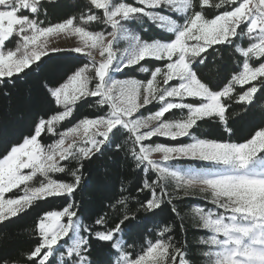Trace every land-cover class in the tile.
Returning <instances> with one entry per match:
<instances>
[{
    "label": "snow or ice",
    "instance_id": "snow-or-ice-1",
    "mask_svg": "<svg viewBox=\"0 0 264 264\" xmlns=\"http://www.w3.org/2000/svg\"><path fill=\"white\" fill-rule=\"evenodd\" d=\"M226 4H231L230 9L220 11ZM85 7L79 17L42 26L44 21L36 18L41 0H0V96L8 99L29 86L43 94L47 105L43 112L26 109L21 115L22 131L3 142L0 224L26 215L39 206L36 202L48 198L64 201L59 210L38 214V239L26 255V264H57V259L58 264H194L183 222L182 241L174 242L172 228L163 226L157 239L141 248V254L133 257L129 251L144 239L150 231L148 223H155L164 207L180 215L176 197L168 192V178L175 181L177 193L183 191L188 197L193 195L191 190L198 189L213 206H191L195 208L193 230L205 233L199 244L214 249L203 252L208 264H264V119L242 142L196 135L201 123L215 120L216 127H223L231 136L230 101L247 114L264 97V0H219L215 4L211 0H87ZM209 8L217 9V14L208 17ZM95 10L102 11L98 14ZM24 11L31 16L22 14ZM145 21L160 22L155 23L161 30L158 38L145 40L130 31L131 25L138 24L147 33L150 29ZM94 22L104 30L84 26ZM165 29L171 35L164 34ZM118 33L128 41L126 55L114 51ZM61 34L79 37L81 46L67 49L78 55L52 77L47 67L51 53L65 49L49 48L48 38ZM245 39L247 46H243ZM14 41L13 50L10 45ZM228 49L244 58L243 70L222 86L227 77L213 80L204 70L216 54ZM94 52L101 59L97 60ZM253 58L257 66L250 64ZM148 62L163 66L150 68ZM128 71L150 73V78L146 85L133 78H115ZM172 81L178 83L170 84ZM251 81H257L258 86L233 95L234 84ZM89 98H95L89 106L99 111L58 132V123L73 115L78 102ZM154 102L158 107L151 111L148 106ZM172 110H186L187 115L167 121L165 115ZM81 128V142L73 139L65 146ZM53 136L59 138L43 142ZM157 136L173 141L187 137L191 142H149ZM129 141L131 147L125 150ZM121 152L138 174V183L129 191L147 192L137 200L146 215L128 213L123 182L119 203L126 210L122 217L110 223L100 214L86 215L84 201L75 199L84 188L86 163ZM153 153H160L164 162L187 158L206 162L209 167L176 169L153 159ZM52 173H66L71 180L52 179ZM37 174L44 180L30 187L28 182ZM20 185L25 186L22 195L4 198ZM0 264L9 262L0 260Z\"/></svg>",
    "mask_w": 264,
    "mask_h": 264
},
{
    "label": "trees",
    "instance_id": "trees-1",
    "mask_svg": "<svg viewBox=\"0 0 264 264\" xmlns=\"http://www.w3.org/2000/svg\"><path fill=\"white\" fill-rule=\"evenodd\" d=\"M124 2V0H120ZM213 4L219 3V0H211ZM42 8L40 15L36 17L38 20L44 21L46 26L49 23L61 22L69 17L79 15L85 12L87 0H41ZM231 4H226L220 11L230 9ZM98 14L102 10H95ZM217 9L209 8L206 12L208 17H212L217 14ZM22 14L30 15L27 11ZM77 23V21H74ZM145 26L149 27L147 33H143L140 30L138 24L130 26V30L134 34L142 35V38L148 40L150 37L158 38L161 35V30L154 24H149L145 21ZM87 30H104V26L100 28L96 27L95 22L90 25H84ZM106 30L110 31V27ZM164 34H168L164 31ZM254 41V40H253ZM252 41V42H253ZM249 41L245 39L244 45L247 46ZM14 45L10 47L14 50ZM78 54L71 53L69 51H62L58 53H51V59L48 61L49 75L57 77L65 68L73 63V57ZM243 57L239 54H234L231 49L218 53L213 58L214 62L210 61L208 69L204 70V74L210 76L213 80L227 77L223 81L222 86H226L233 75H238L242 70ZM87 62V58H84ZM253 66H257L256 62H252ZM150 68L154 66H163L162 63L157 62L153 65L148 62L147 65ZM221 69L223 71H221ZM133 78L141 82H146L150 78V73H143L140 71H128L123 76L117 75L116 78L124 79ZM257 85L258 82L244 85L235 86L233 95H238L242 90H247L248 87ZM95 98H89L88 102H78L73 115L70 118H66L65 121L59 122L57 125V131L62 132L70 127H73L76 122L84 117H92L99 110L95 107H90L89 104L94 101ZM231 104V116L230 123L232 127V135L225 133L223 127H216L217 121L213 120L209 123H201L199 129L196 130V135L200 138L219 139L225 140L231 139L233 142H242L244 138L248 137L258 123L264 119V97H261L256 106L251 112L245 113V109L241 108L234 101H230ZM26 109L32 111H41L47 109V105L43 99V94L38 92L34 87L25 86L21 88L18 93L13 94L12 97L5 99L0 96V151H2L4 141L12 140L13 137L17 136L23 129L21 122V115ZM151 111H155L156 107L152 106L148 108ZM62 110V109H61ZM147 113V112H146ZM53 113H49L51 115ZM177 111L171 112L165 115V119L170 117H176ZM176 119V118H172ZM58 136H53L51 139L43 141L44 143H51ZM189 138H184L176 141H168L158 138H153L151 143H162L166 145H173L178 143H189ZM131 147V141L125 146V150ZM75 163V162H73ZM181 165H196L200 163L195 161H181ZM52 179L58 181H70L71 177L66 173H52L49 174ZM151 175V174H150ZM44 180L42 177L33 179L28 185L39 186V182ZM123 182V195L128 196L126 208L128 213L135 214L138 217L146 215L142 210H139V204L137 200H142L147 192L136 193L135 191H129L133 189L138 183V174L129 167V162L124 158L123 152L113 155L107 153L100 159H94L91 163H86L83 169L82 184L84 185L83 191L78 192L75 199L77 202L83 200V212L86 215L95 217L97 214L104 216L111 223L117 218L122 217L125 212V206L119 203L121 194V184ZM22 186L10 193L5 197L17 198L23 194ZM168 192L176 197L174 204L177 211L180 213L176 216L171 212L170 207H164L163 211L159 212V215L155 218V223H148V229L150 231L145 232L144 239L137 242V246L133 251L129 248V251L133 252V257L141 254V248L147 246L149 241L154 242L157 239L156 233L163 226H170L175 241H182L183 235L180 229V223L183 222L188 229L187 237L189 244L191 245V254L195 257L194 264H208L207 258L203 257V252L209 250L208 246H201L199 244V238L205 235L204 232L194 231L192 223L194 222L193 214L195 208L193 205L202 206L207 208L213 207L205 196L207 194L200 192H193V195L184 197L183 191L179 193L175 190V185L168 183ZM116 197V199H112ZM39 204L38 207L30 209L26 215L19 218H13L12 222L0 224V260H7L9 264H26L27 253L35 246L38 237L35 234V222L38 214H42L44 211L59 210L61 205L64 204L61 198H48L47 201L36 202ZM166 239V237H165ZM58 264V259H57Z\"/></svg>",
    "mask_w": 264,
    "mask_h": 264
},
{
    "label": "rangeland",
    "instance_id": "rangeland-1",
    "mask_svg": "<svg viewBox=\"0 0 264 264\" xmlns=\"http://www.w3.org/2000/svg\"><path fill=\"white\" fill-rule=\"evenodd\" d=\"M155 23H160V22L157 21ZM165 31H166V29H165ZM123 36H124L123 33H118L117 40L114 41V51H116L118 55H126L127 54L125 52V49L128 47V41L127 40H124ZM48 39H49V48H51V47H59V48L65 49V51H67V49H70V48H73V47H80L81 46V42H80L79 37L73 36V35H64V34H61L60 36L49 37ZM109 39H111V37H109ZM253 42H256V41L254 40ZM94 55L96 56V59L97 60L101 59L98 52H94ZM254 61H255V58H253V60L250 61V64H252V62H254ZM242 70H241V72H242ZM115 78H116V76H115ZM158 79H159V77H158ZM253 82H255V81H251V82H249V84L250 83H253ZM143 83L146 85L147 84V81L146 82H143ZM177 83H178V81H172V82H170V84H177ZM245 85H247V84H245ZM235 86H244V85H240V84L237 83V84H234L233 85V88ZM152 106H154V107L157 108L158 107V104L156 102H154L153 105L148 106V108H150ZM175 111L178 112L177 116L176 117H170V119H166L167 121L175 122V121H178V120L183 119L187 115L186 110H184V111H181V110H172L171 112H175ZM141 112L144 115H147V113H146L147 111H145L144 109H141ZM172 118H176V119H172ZM83 136H84V133H83V129L81 128L74 137L73 136H70L66 140L65 146H67L68 143L72 142L73 139H75L76 142H77V144H79L81 142ZM153 138H158V139L173 141V140H170L168 138L161 137V136H157V137H153ZM153 138H151V140ZM184 138H187V137L179 138L178 140L184 139ZM189 142H191V141H189ZM152 158L153 159H156V160H160L161 163H162V165L163 164L170 163V164L174 165L176 169H189V168H204V167H209V165H207L206 162H201V161H197V160H191V159H187V158L179 159V160H175V161H171V162H164V161L161 160V154L160 153H153L152 154ZM181 161H195V162L200 163L199 166H201V167H197L196 165H193V166L192 165H181V163H180ZM24 171L27 172L28 170H24ZM37 177H42V176H40L39 174H37V176L34 177V179L37 178ZM42 178H44V177H42ZM30 182H28V184ZM167 183H172V184L175 185V181L172 180L171 178H168ZM22 186H24V185H20L18 188H20ZM18 188H16V189H18ZM16 189H13L12 191H14ZM191 191L192 192H199L198 189H194V190H191ZM8 193H10V192H8ZM8 193H5L4 194V198L5 199H7L5 196ZM65 222H66V220H65ZM208 247H209V250H214V249H211V246H208Z\"/></svg>",
    "mask_w": 264,
    "mask_h": 264
}]
</instances>
